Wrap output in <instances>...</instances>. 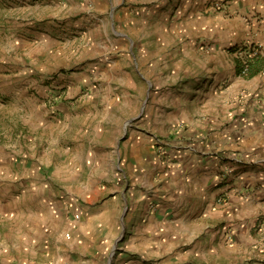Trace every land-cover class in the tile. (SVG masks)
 <instances>
[{
	"label": "crops",
	"instance_id": "obj_1",
	"mask_svg": "<svg viewBox=\"0 0 264 264\" xmlns=\"http://www.w3.org/2000/svg\"><path fill=\"white\" fill-rule=\"evenodd\" d=\"M200 2L189 0L181 20L171 0L58 2L55 15L80 16L49 20L40 32L56 41L79 32L70 50L78 67L40 127L61 145L78 122V134L91 126L84 110L111 113L118 122L109 141L125 151L126 172L141 169L125 175L129 194L127 184H106L81 206L74 191L68 200L31 190V166L0 145L1 264H233L262 240L253 232L264 227V0H233L231 16ZM252 46L261 67L243 75L240 58ZM94 80L105 94H91ZM128 119L135 132L123 139ZM70 177L77 170L59 172Z\"/></svg>",
	"mask_w": 264,
	"mask_h": 264
},
{
	"label": "rangeland",
	"instance_id": "obj_2",
	"mask_svg": "<svg viewBox=\"0 0 264 264\" xmlns=\"http://www.w3.org/2000/svg\"><path fill=\"white\" fill-rule=\"evenodd\" d=\"M61 1L0 0V145L3 152L11 153L21 163L31 166L30 169L33 170L31 190H51L58 196L57 198L68 200L74 191L81 196L74 201L80 198L78 202L83 206L95 200L94 197L88 196L89 192L106 184L112 186L127 184L126 193L129 194L134 184L131 180L126 182L125 175L135 173L141 168L134 165L132 171L126 172L125 151H121L120 147L112 144L113 141H109L112 138L110 132L118 122V118L115 119L111 113L106 115L102 110H84V118L88 113L91 114L88 119V124L91 126L89 125L85 133L78 134L76 129V126L79 127L80 122H78L74 128L62 135L61 145L55 144L52 131H46L45 134L40 127L44 119L42 110L51 106L53 112L51 115H56L53 109L56 108L57 101L67 95L68 87L64 85L66 75L76 71L78 67L75 56L73 58L70 50L78 44L71 36H79V32L64 34L58 39L59 41L46 39L40 32L43 30L40 28L41 25L49 20L58 19L62 21L61 24H66L80 16L65 12L66 8H63V17L61 12L55 15L60 9L57 4ZM171 1L172 15L179 20L183 19L190 10L189 0ZM192 1H197L196 7L201 5L200 0ZM232 1L202 0V10L211 12L212 8L214 11H223L231 16ZM241 47L245 49L246 45L241 44ZM44 48L47 49L45 53L40 52ZM58 48L61 51L57 52ZM53 49L55 51H52ZM250 57L248 54L240 59L244 61ZM176 75L177 82H182L180 78L183 76V71L177 70ZM138 78L140 79V76ZM144 79L145 94H151L154 91V87L150 88L152 79L150 76ZM94 82L99 81H93L91 94L95 95L97 92L105 94L106 87L104 85L100 87ZM132 94L133 96L138 94L137 89H134ZM99 105L100 103H96L97 107ZM149 105V102L134 103L133 107L139 113ZM136 115L135 113V117ZM136 121V119H128L127 128L124 123L121 132L123 139L126 135L130 137L135 132L133 124ZM111 146L116 147L105 149ZM60 152H64L63 155ZM130 155L134 157L135 153H129V157ZM75 170L78 172V179L70 177L71 179L59 180V172L68 175L70 171ZM96 177L98 180L101 178L102 181L90 182ZM121 177L123 183H120ZM261 220L264 226V213ZM262 230L253 232L254 236L255 233L257 236L260 234L259 238L262 239L257 246L241 252L239 259L234 260L233 264H264V227ZM113 254L114 256L119 254L118 248L114 249Z\"/></svg>",
	"mask_w": 264,
	"mask_h": 264
},
{
	"label": "trees",
	"instance_id": "obj_3",
	"mask_svg": "<svg viewBox=\"0 0 264 264\" xmlns=\"http://www.w3.org/2000/svg\"><path fill=\"white\" fill-rule=\"evenodd\" d=\"M261 67V61L260 58H258V54H256L254 57L249 59V71L247 75H253L255 74L259 68ZM243 70V61H240L238 72L242 73Z\"/></svg>",
	"mask_w": 264,
	"mask_h": 264
},
{
	"label": "built area",
	"instance_id": "obj_4",
	"mask_svg": "<svg viewBox=\"0 0 264 264\" xmlns=\"http://www.w3.org/2000/svg\"><path fill=\"white\" fill-rule=\"evenodd\" d=\"M246 47H248V46L246 45ZM259 50H260L259 46H257V47H253L252 46L250 48V53H249V55L251 56L250 58H252L253 56H255L259 52ZM250 58H247V59H245L243 61V70H242V74L243 75L248 74V71H249V59ZM224 199H226V198H224Z\"/></svg>",
	"mask_w": 264,
	"mask_h": 264
}]
</instances>
